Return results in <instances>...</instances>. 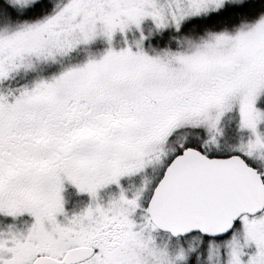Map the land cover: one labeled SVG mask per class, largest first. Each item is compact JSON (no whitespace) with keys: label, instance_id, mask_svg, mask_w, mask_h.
<instances>
[{"label":"snow or ice","instance_id":"6c2138e0","mask_svg":"<svg viewBox=\"0 0 264 264\" xmlns=\"http://www.w3.org/2000/svg\"><path fill=\"white\" fill-rule=\"evenodd\" d=\"M0 264H264V0H0Z\"/></svg>","mask_w":264,"mask_h":264},{"label":"flooded vegetation","instance_id":"af4514ba","mask_svg":"<svg viewBox=\"0 0 264 264\" xmlns=\"http://www.w3.org/2000/svg\"><path fill=\"white\" fill-rule=\"evenodd\" d=\"M70 198H72V197H71V194H70Z\"/></svg>","mask_w":264,"mask_h":264}]
</instances>
